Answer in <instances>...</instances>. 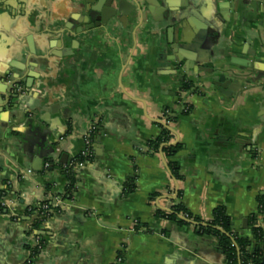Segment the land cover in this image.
Segmentation results:
<instances>
[{"label":"crops","instance_id":"obj_1","mask_svg":"<svg viewBox=\"0 0 264 264\" xmlns=\"http://www.w3.org/2000/svg\"><path fill=\"white\" fill-rule=\"evenodd\" d=\"M127 1L100 26L84 10L97 0L0 9V264H224L216 236L158 214L177 203L204 223L223 206L250 236L264 195V0H149L141 14ZM88 133L74 197L34 229L26 211L58 191L46 186Z\"/></svg>","mask_w":264,"mask_h":264},{"label":"trees","instance_id":"obj_2","mask_svg":"<svg viewBox=\"0 0 264 264\" xmlns=\"http://www.w3.org/2000/svg\"><path fill=\"white\" fill-rule=\"evenodd\" d=\"M191 87L188 83L183 85V89H189ZM189 109V108H188ZM187 110V109H186ZM187 112V111H186ZM184 112V113H186ZM168 135L167 131H163L161 138L154 139L148 143L152 149H156L161 141L166 140ZM90 141L93 142V134L90 135ZM181 147L180 143L175 145H167L163 148L164 153L167 156L172 155ZM75 156L74 162L91 161L93 154L90 156H84L82 151ZM172 176L176 179L179 178L178 169L174 163L169 164ZM61 179L58 185H47L46 191L50 192L53 188H57L58 191L54 195H63V199H72L76 191L77 186V172L72 165H67L60 169ZM126 188L130 191L134 189L132 183H128ZM50 205V200H45ZM44 201L31 207L30 211H26V216L29 217L32 227L39 229L46 219L51 217L54 213L59 211V208H53V212H43L41 205ZM170 212H165L158 209V214L168 220L177 222L178 224H186L184 221L178 218V215H183L188 219L196 222H202L200 218L193 216L187 211L181 203H177L171 206ZM258 213L250 217L249 228L250 236L242 235L232 228L230 217L227 215L226 210L223 206H218L213 210L212 218L203 225L195 226L199 234L214 235L217 237L218 245L220 249L226 255V262L224 264H264V231L258 224L257 215L264 214V195L258 196ZM221 229V230H219ZM44 243L40 242V246L36 247L32 251V258L36 257L39 250L43 247ZM25 264H32L31 262Z\"/></svg>","mask_w":264,"mask_h":264},{"label":"water","instance_id":"obj_3","mask_svg":"<svg viewBox=\"0 0 264 264\" xmlns=\"http://www.w3.org/2000/svg\"><path fill=\"white\" fill-rule=\"evenodd\" d=\"M9 3L8 0H0V9H4L5 5ZM133 6L135 7L134 9L138 11V13H143V8L145 7V4L147 5L149 3V0H132ZM88 4V3H87ZM95 3L93 2V5ZM97 7H86L85 6V11L87 12L89 17H93L94 23L93 25L100 26L101 24H107L110 19L116 17V15L120 12L123 11L125 8L124 6L126 4H129L127 0H97ZM115 4V6H114ZM133 7L130 10V12L134 11ZM92 25V26H93ZM214 83L218 87L221 88V91L224 93H227L231 89L234 88V84L231 82L230 79L224 77L223 75H220L218 77H214ZM160 122V120H158ZM168 127V126H166ZM172 132L174 130L171 127H168ZM173 199V198H172ZM171 204L168 205V208L166 210L168 212L171 211ZM178 218L184 221L185 223L192 224V225H203L205 223L202 222H196L194 220L188 219L183 215H178ZM246 222V220H245ZM221 230V229H219Z\"/></svg>","mask_w":264,"mask_h":264},{"label":"built area","instance_id":"obj_4","mask_svg":"<svg viewBox=\"0 0 264 264\" xmlns=\"http://www.w3.org/2000/svg\"><path fill=\"white\" fill-rule=\"evenodd\" d=\"M83 142L85 144V149L82 151V154L84 156L92 155V153H93V151H92V143L90 141V134L89 133L83 137ZM87 162L88 161H82V162H74V161H72L68 165H72L75 169H78V168L84 167ZM46 200H50V205L47 204L46 201H44V203L41 205V209L43 210V212H47V213L53 212V208H57V207L59 208V206L64 201L62 194L53 195V196H51V198L46 199ZM30 210H31V207L28 208V211H30ZM261 216L263 217L264 214L261 215ZM37 247H39V245ZM120 260H121V258L119 257L118 261H120ZM28 262H31V261H27L26 263H28Z\"/></svg>","mask_w":264,"mask_h":264}]
</instances>
